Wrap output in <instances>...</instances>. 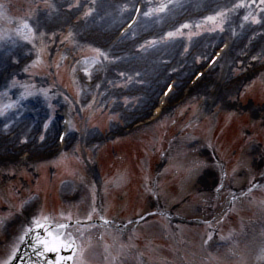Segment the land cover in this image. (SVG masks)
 <instances>
[{"label": "rangeland", "instance_id": "rangeland-1", "mask_svg": "<svg viewBox=\"0 0 264 264\" xmlns=\"http://www.w3.org/2000/svg\"><path fill=\"white\" fill-rule=\"evenodd\" d=\"M113 1H124L117 7L120 9L126 7L125 14L113 26L110 24L99 25L105 22L107 14H112L114 8H117L114 7L115 4H110ZM190 1L192 2L189 3ZM190 1L184 0L178 12L171 16L170 13L172 14L174 11H170L167 14L169 16L167 20L154 26L159 29L164 22L172 18L173 22H176L177 19L188 14L191 18L184 23L192 25L191 28L182 29L179 34L165 39H162L165 37V31L161 32L160 36L157 33L159 38L154 39L157 43L141 48V45H145L146 41L132 44L131 39L139 40L141 36L148 35L147 32L151 28H155L149 26V18L154 16H142L144 29L142 32H136V29L132 37L128 39L126 47L130 50L134 49L138 54L141 52L143 54L137 59L124 57L119 61L115 60L123 54H127L126 49L107 50L105 45L111 35L105 36V34L114 33L129 18L135 0L128 2L125 0H97V12L102 10L103 15L96 12L93 17H89L87 20H78L77 17L82 14V11L89 7V3H84L81 11L72 15L69 22L63 25H59L60 18H55L54 14V18L48 25L49 39L46 41L48 46L39 57V63L36 64L37 70L32 69L28 74L17 72L14 77L0 85V104L14 102L16 105L8 110L6 115L0 116V137L8 136L11 131H16L28 114L37 117L42 112L44 114L39 120L46 122L47 126L39 144L43 143L46 138L51 143L55 141L56 132L54 130L53 134L47 136L46 130L54 120V112L68 105L71 109L70 117H72L67 138L68 147L53 164L58 178L55 176L51 180L47 169H45L47 175H44L43 164L52 159V146L49 155L44 154L42 148L38 149L36 154L30 152L26 159L21 158V155L24 156V151L21 152L22 154L18 153L21 148H29L31 140L34 142L35 125L30 130L24 127L21 133L13 138V150L15 148L19 150L10 156L13 159L7 160L8 163L0 161V205L5 207L0 209V212L6 213L4 216L0 215V241L2 242L0 255H3V259L4 255L7 257L16 247L18 235L27 221L30 223L34 218L41 220L43 216L47 215L48 209L58 208L59 205L60 213L67 217L70 215L74 219H82L85 214L88 215L91 212L88 209V197L98 198L99 189H101L102 206L105 213H112L110 210H114L116 207V204L110 200L112 193L122 194L123 197L119 203L120 209L132 208L131 211H128L129 214L140 212L137 211V208L141 204L148 209L149 206L146 204H149L151 199L140 192L143 189L142 182L146 180L144 173L148 174L147 171L150 168L146 165V152L153 142L159 146L161 154L163 153V159H161V155L158 157L154 153L151 156L152 159L157 158L156 161L160 158V162L156 166V170H160L158 179L160 202L163 205L180 203V208L177 210L184 212L188 218L209 220L215 209L218 208V203L214 202L210 196L214 182L208 170L219 166L205 152V148L209 145H215L214 143L219 141L215 146L226 155L224 159L233 164L229 169L228 178L237 173L242 174V180H233L234 186H239V183L242 186L248 180L252 181L255 177L257 178L261 171H264V74L260 78L258 77L259 79L252 81L253 77L247 76L245 83L236 80L240 72H248L250 69L264 64V21L260 24L243 21L247 9H241L226 20L223 31L219 29L209 31L207 26L204 30L200 28L196 30L195 25L201 22L197 18L204 12L212 14V10L217 9V4H222L223 0ZM52 2L60 8V16L65 14L64 7L61 6L62 0H52ZM233 2H238V0H233ZM144 4L145 10H147L148 0H144ZM0 5L3 6L2 11L8 18L0 21V26L4 28H15L20 20L27 18L29 7L35 8V4H31V0H0ZM39 11L43 16L48 10L41 5ZM9 19L11 23L8 22ZM96 19H98L99 26H104L99 27L100 31L95 28ZM89 20H91L93 28L87 26ZM231 22H235L239 26L234 38L228 31ZM242 23L243 27H241ZM75 25L77 26L72 29ZM70 29L73 36L70 40H66L65 37ZM176 29L174 24L168 28V32H174ZM82 33L90 34L96 40L85 41L84 37L79 36ZM222 36H226L230 42L233 41L226 52L227 55L210 72L208 80L206 79L204 82L205 85L183 103L185 108L192 105L193 109L198 110V114H201V111V115H203L190 130H186L187 121L192 122L197 117L186 114L185 118H180L179 124L170 128V148L164 149L168 137L165 135L162 137V132H167L169 125L179 114L176 105L184 96L183 88H181L177 95L172 97L171 101L169 100L170 107L157 125V127H162L161 129L158 127L155 132L160 137L154 138L153 130L149 129H142L138 133L131 132L128 136L123 134L124 127L137 124L134 120L141 111L140 107L147 109L148 115L153 105L151 104L153 99H149L154 94L156 98L163 90L169 74L171 75L177 68L178 73H184L183 66L185 65L182 62L185 55L187 56L190 51L197 54L196 61L192 64L193 68L185 75L187 81L194 74L195 67H200L210 56L212 50L219 45ZM202 39L205 41L207 39V42H203ZM166 41H170L173 45L172 48L167 53L165 51L158 52L160 44ZM19 43L23 44L22 41ZM178 43L180 46L185 44V53L182 56L179 54L180 48H176ZM95 48L106 52L110 60L104 61L101 58L100 62L88 66L85 61L95 56L93 52ZM15 51L20 57L19 60L24 56L37 55L31 45L17 48ZM24 53L28 54L24 55ZM173 60L177 66L174 70L168 67ZM131 61H134L138 67L130 64ZM113 63L115 65H112ZM155 63H158V66ZM15 64L17 63H6L3 54L0 53V74L6 68L14 67ZM85 67H88V74L84 71ZM75 68L82 74L79 75L81 79L78 78V81H75L72 76ZM162 69H164L163 72ZM121 72L125 73V76H120ZM137 72L140 73L139 77L136 76ZM47 76H49V81ZM128 76L133 77L130 83L126 79ZM69 77L72 86L69 84ZM244 85H248V88L243 89ZM29 92L30 95L27 94ZM22 94H24L23 98ZM125 98H127V103H125ZM84 131H88L90 134H82ZM105 132H111L112 136L118 137L115 138L116 140L107 141L103 136ZM243 134L250 137L242 139ZM173 135L175 136L170 138ZM257 138L259 140H256ZM163 140L165 141L163 142ZM36 146L42 147V145ZM163 149L164 152H162ZM233 151L236 156L231 159ZM46 152H49V149ZM143 154L146 156L143 157L146 161L142 160ZM105 157L108 161L105 160L106 162L103 164L102 159ZM121 157L122 160H120ZM261 157L263 167L260 170ZM140 160L144 161V165L142 163L140 165ZM164 162L167 166L165 167L164 164L163 168L160 167ZM152 168L155 169V166L152 165ZM256 168L259 170L258 172H256ZM99 169L100 175H97ZM80 172L83 175L90 172L89 178H83ZM109 173L112 174L108 175ZM81 179L84 184L79 185ZM184 179L187 181L185 182ZM229 181L225 183V188H228ZM101 183L103 186L99 188ZM87 185H90V188ZM119 190L124 191L120 192ZM69 199L70 201H67ZM256 209L254 205L250 204V201L246 200L237 206V216L233 221L228 222L227 231L224 232V237H228L226 239L228 247L226 250L225 248L217 249L212 257L216 264H242L245 261L246 264H264V259L259 258L262 249H264V234L259 231L260 226L264 225V206H257ZM113 214L116 221L121 220L116 217L115 212ZM53 215L54 220L59 219L55 211ZM161 223L157 220L155 223H149L142 227H146L147 231L143 236L142 245L138 241L142 228L137 234H120L99 226H91L88 231L79 230L76 227L69 228L67 231L77 236L78 241H82L86 246L83 256L84 264H110L111 257L116 256L112 247L114 238L116 247L129 243L134 245L126 254L117 258L116 264H144L141 262L140 255L146 251L149 253L150 264H196V262L197 264H213L209 263L212 260L204 262L194 258V255H198L197 253L201 250V240L205 235L203 228L191 226L194 231L197 230V233L191 237L190 234H182L180 238L182 247L179 248L175 245V240L172 239L173 235L171 237L168 235V241L164 239L162 232L165 228L160 226ZM250 229H257L259 232L252 234ZM80 231H83V237H80ZM8 235L9 237L5 239ZM156 240H159L158 243ZM215 241L219 242L220 239L215 238ZM105 246H108L107 252ZM219 252H223V255H220ZM239 255L241 258L237 259Z\"/></svg>", "mask_w": 264, "mask_h": 264}, {"label": "snow or ice", "instance_id": "snow-or-ice-1", "mask_svg": "<svg viewBox=\"0 0 264 264\" xmlns=\"http://www.w3.org/2000/svg\"><path fill=\"white\" fill-rule=\"evenodd\" d=\"M84 3H89V7L82 11V14L77 17L78 20H87L89 17H93L94 14H96L97 0H62L61 6L64 7L65 11L63 17L60 16V8H58L57 4L52 2V0H31V4H35V8L29 7L27 18L20 20L15 28H4L3 26H0V53L3 54L5 62L18 63L20 57L15 50L17 48H23L26 45H31V47L37 52V59L33 61L31 65L24 68V71H29L30 67H34L37 63H39L40 55L46 50L48 46L46 43V41L49 39L48 25L54 18V14L55 18H60L62 19L63 23H68L72 15L81 11ZM177 3L178 0H148L149 6L147 7V10L136 8L135 11L139 15H143L145 17H159L161 15H167L173 8L177 6ZM41 5L44 9L48 10L43 16L40 15L39 11ZM2 8L3 6L0 5V21L8 19L5 16V13L2 11ZM217 9H213L212 14L205 16L200 23L195 25V27L199 29L203 24L210 23L212 27L208 28L209 31H216L217 29L223 31V25L225 24L226 20H228L232 14L237 13L241 9H247L246 14L243 16V21H250L251 24H260L262 21H264V0H238V2H233V0H223L222 4H217ZM125 10L126 7L121 9V11ZM8 22L11 23V20L9 19ZM135 22L136 21L133 20V23ZM243 26L244 25L242 23L241 27ZM191 27L192 25L189 23L181 24L174 32L166 33L165 37H162V39L171 38L174 35L179 34L182 29H189ZM129 28H131V25H129ZM52 35L54 36L55 33L53 32ZM72 36L73 32L70 29L65 39L70 40ZM21 41L23 44L19 43ZM155 43H157L155 40L146 41L145 45H141V48H145L146 46L150 47ZM93 52L95 53V56L85 61L86 65L88 66L100 62L101 58L104 61L110 60L109 55L99 48L93 49ZM27 54L28 53H24V55ZM253 59H256V57H253ZM84 71L86 74H88V67H85ZM119 75L123 77L125 76V73L121 72ZM136 76L139 77L140 73L137 72ZM126 79L130 83L132 82L133 77L128 76ZM27 94L30 95L31 93L29 92ZM23 95L24 94H22V98ZM125 103H127V98H125ZM15 106L16 105L14 102L0 104V116L6 115V112ZM253 187H255V185H253ZM249 191H251V188ZM95 211L96 209L93 208L92 212L87 215L86 221H92L93 213H95ZM66 219L70 221L72 217L69 215ZM99 219L104 225L111 223L110 220L105 219L103 216H100ZM144 219V216H140V221H143ZM75 223L82 224L80 220H76ZM137 223H139V221H137ZM32 225L33 226L27 229V231L36 232L35 243L40 248H42V251L38 253L39 255H43L45 252H55L57 253V258L55 261H53V264H84L83 256L86 246L82 241L78 242L77 237L73 233L67 231V229L71 227V224L66 222H50L49 217H44L43 222H41L40 218H34ZM41 229L43 230V236H41L39 232ZM83 235V231H80V237H83ZM211 238V234H208V240H211ZM227 238L228 237L221 236L222 240ZM208 240H205L204 243H207ZM112 247L116 252V256L111 257V264H116L117 258L123 254H126L129 249L134 247V245L129 243L127 245L121 244L116 247L114 238V244ZM105 250L106 252L108 251V246H105ZM64 251H67L70 254L67 256L61 255V253ZM15 254L16 249L13 248L7 259L0 261V264H11ZM109 255L111 254L109 253ZM259 258L264 259V249H262L261 256Z\"/></svg>", "mask_w": 264, "mask_h": 264}, {"label": "bare ground", "instance_id": "bare-ground-1", "mask_svg": "<svg viewBox=\"0 0 264 264\" xmlns=\"http://www.w3.org/2000/svg\"><path fill=\"white\" fill-rule=\"evenodd\" d=\"M187 1H190V0H187ZM191 2L192 1H190L189 3H191ZM183 3H184V0H180L177 3V6L175 8H173V10H171V11H174L175 12L176 10H178L183 5ZM124 12L125 11H121L120 7L114 8V12L112 14H107L106 17H105L106 18L105 19V22H103V23H101L99 25L107 26L108 24H110V26H113L115 23H117L121 19V17L123 16V14H125ZM165 18H167L166 15H161L159 17L156 16L154 22L155 23L161 22ZM99 25H98V19H96L95 28H98L99 29V27H101ZM149 25H151V23ZM104 26H102V27H104ZM99 31H100V29H99ZM160 46L161 47L159 49L162 50V51H165V53H167L168 50L171 48L172 44L170 42H164V43L160 44ZM155 64L158 66V63H155ZM218 93H219V91H218ZM139 110H141V112H142V111H144V108L143 107H140ZM24 124L27 125L26 127H28L29 121L28 120H25L24 121Z\"/></svg>", "mask_w": 264, "mask_h": 264}]
</instances>
